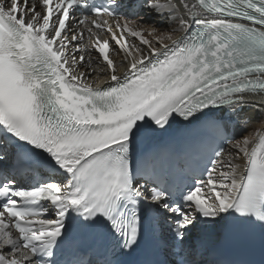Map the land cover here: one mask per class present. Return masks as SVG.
<instances>
[{
	"label": "snow or ice",
	"instance_id": "6c2138e0",
	"mask_svg": "<svg viewBox=\"0 0 264 264\" xmlns=\"http://www.w3.org/2000/svg\"><path fill=\"white\" fill-rule=\"evenodd\" d=\"M249 109L264 0H0V264H264Z\"/></svg>",
	"mask_w": 264,
	"mask_h": 264
},
{
	"label": "bare ground",
	"instance_id": "6f19581e",
	"mask_svg": "<svg viewBox=\"0 0 264 264\" xmlns=\"http://www.w3.org/2000/svg\"><path fill=\"white\" fill-rule=\"evenodd\" d=\"M145 22L147 23H154L155 21V17L153 14L151 13H147L144 16ZM152 20V22H151ZM110 39V37H108ZM129 40L134 39V38H128ZM138 43V41H137ZM98 55V54H97ZM97 85L103 83V81H96ZM247 115L251 118L252 120V124L250 125V130L252 129H259L260 124L259 121L262 117H264V112H260L259 110H254V109H249L247 112ZM243 129H239V132H242ZM245 135L247 134L246 132L244 133ZM255 143H259V140L257 139V141ZM230 147V145H229ZM217 231H220L219 229Z\"/></svg>",
	"mask_w": 264,
	"mask_h": 264
},
{
	"label": "rangeland",
	"instance_id": "374dc122",
	"mask_svg": "<svg viewBox=\"0 0 264 264\" xmlns=\"http://www.w3.org/2000/svg\"><path fill=\"white\" fill-rule=\"evenodd\" d=\"M151 22H152V20H151Z\"/></svg>",
	"mask_w": 264,
	"mask_h": 264
}]
</instances>
